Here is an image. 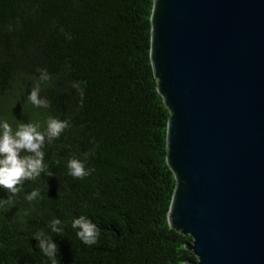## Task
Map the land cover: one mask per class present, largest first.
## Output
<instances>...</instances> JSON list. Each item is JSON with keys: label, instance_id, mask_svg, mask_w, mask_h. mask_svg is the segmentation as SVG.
I'll use <instances>...</instances> for the list:
<instances>
[{"label": "trees", "instance_id": "trees-1", "mask_svg": "<svg viewBox=\"0 0 264 264\" xmlns=\"http://www.w3.org/2000/svg\"><path fill=\"white\" fill-rule=\"evenodd\" d=\"M154 0H0V120L48 117L70 126L44 147L53 176L26 181L0 208V264H46L32 239L54 236L60 264H185L191 242L172 229L168 212L176 187L167 163L170 112L151 62ZM51 79L40 82L37 69ZM40 83L49 107L27 99ZM73 83H79L81 96ZM73 156L94 169L76 179ZM40 196H25L34 189ZM10 193L0 188V199ZM27 213V215H25ZM87 216L102 229L83 244L71 222ZM60 219L62 236L48 225Z\"/></svg>", "mask_w": 264, "mask_h": 264}, {"label": "water", "instance_id": "water-1", "mask_svg": "<svg viewBox=\"0 0 264 264\" xmlns=\"http://www.w3.org/2000/svg\"><path fill=\"white\" fill-rule=\"evenodd\" d=\"M151 24L185 264H264V0H154Z\"/></svg>", "mask_w": 264, "mask_h": 264}, {"label": "clouds", "instance_id": "clouds-1", "mask_svg": "<svg viewBox=\"0 0 264 264\" xmlns=\"http://www.w3.org/2000/svg\"><path fill=\"white\" fill-rule=\"evenodd\" d=\"M40 72L39 81L47 82L51 79L47 69H37ZM81 96L80 107H83V91L79 83H73ZM41 87L38 82L31 88L27 99L38 108L49 107V101L40 95ZM46 129L41 130L40 123H23L17 121L14 129L7 120H0V188L7 190L11 195L7 200L0 199V208L12 203V197L23 189L26 181H32L45 174L53 176L49 165L45 163L44 147L56 139L70 126L68 120L48 117ZM68 174L76 179H83L91 175L94 169L86 167L84 161L73 156L67 162ZM40 196V189H34L25 196L32 201ZM27 215V213H25ZM51 233L62 236L64 223L54 218L48 225ZM71 227L76 230V237L85 245L98 244L102 229L93 223L87 216L81 215L71 222ZM52 235L43 230L34 233L32 239L36 240L40 252L47 258L46 264H60L58 259V245L53 242Z\"/></svg>", "mask_w": 264, "mask_h": 264}]
</instances>
